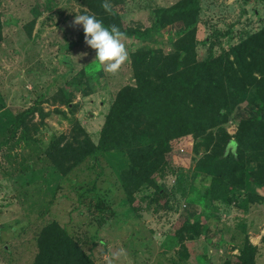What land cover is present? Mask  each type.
I'll use <instances>...</instances> for the list:
<instances>
[{
    "label": "rangeland",
    "instance_id": "obj_1",
    "mask_svg": "<svg viewBox=\"0 0 264 264\" xmlns=\"http://www.w3.org/2000/svg\"><path fill=\"white\" fill-rule=\"evenodd\" d=\"M178 1L124 0L117 10L138 35L127 36L130 59L110 75L92 64L95 51L85 45L83 28L71 26L75 14L86 13L80 0H1L0 264H33L38 235L53 221L96 264H231L247 240L264 264V201L248 200L251 193L264 197V183L251 177L255 162L240 174L242 184L225 191L196 162L156 166L149 174L163 192L145 185L131 204L119 175L129 164L126 153L89 156L66 175L45 154L76 121L98 144L117 93L135 86L131 53H169L181 36L182 24L149 30L155 10ZM263 28L264 0H201L198 59L218 57ZM34 104L47 116L36 114L40 130L26 140L15 133V120ZM251 111L243 106L227 127ZM185 221L210 232L181 239L176 232Z\"/></svg>",
    "mask_w": 264,
    "mask_h": 264
},
{
    "label": "trees",
    "instance_id": "obj_2",
    "mask_svg": "<svg viewBox=\"0 0 264 264\" xmlns=\"http://www.w3.org/2000/svg\"><path fill=\"white\" fill-rule=\"evenodd\" d=\"M80 1L87 14L106 26L114 24L127 36L138 35L117 10L124 0H109L112 14L101 8L103 0ZM200 14L201 0H180L155 10L149 30L182 24L181 36L169 53L143 49L131 53L135 86L117 93L98 144L78 121L70 134L50 143L45 154L60 173L68 174L92 155L124 152L129 164L119 175L131 204L135 192L145 185L163 192L149 171L171 163L188 167L196 162L198 170L212 176L214 187L225 191L242 184L240 174L255 162L251 177L264 183V28L224 54L201 61L197 55ZM3 26L0 0V43ZM63 103L69 107L71 102L64 97ZM243 106L253 111L227 127ZM37 113L42 121L47 116L37 104L17 114L15 133L21 131L24 139L38 133ZM248 200L261 204L264 197L251 193ZM209 232V226L185 221L176 234L195 239ZM37 246L33 264H96L56 221L41 229ZM256 253L257 247L247 240L231 264H257Z\"/></svg>",
    "mask_w": 264,
    "mask_h": 264
},
{
    "label": "clouds",
    "instance_id": "obj_3",
    "mask_svg": "<svg viewBox=\"0 0 264 264\" xmlns=\"http://www.w3.org/2000/svg\"><path fill=\"white\" fill-rule=\"evenodd\" d=\"M101 8L108 14L113 12V5L109 0H103ZM71 26L83 28L85 45L95 51L92 64L96 68L116 75L129 61V52L124 43L128 37L116 25L106 26L94 14L84 13L75 14Z\"/></svg>",
    "mask_w": 264,
    "mask_h": 264
},
{
    "label": "crops",
    "instance_id": "obj_4",
    "mask_svg": "<svg viewBox=\"0 0 264 264\" xmlns=\"http://www.w3.org/2000/svg\"><path fill=\"white\" fill-rule=\"evenodd\" d=\"M198 35H199V33H198Z\"/></svg>",
    "mask_w": 264,
    "mask_h": 264
}]
</instances>
